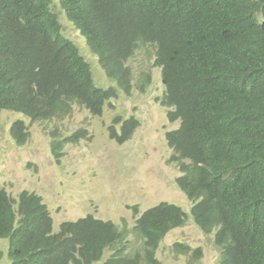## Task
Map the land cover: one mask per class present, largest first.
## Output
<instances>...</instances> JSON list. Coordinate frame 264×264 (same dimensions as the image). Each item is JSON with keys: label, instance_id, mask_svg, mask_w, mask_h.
Here are the masks:
<instances>
[{"label": "trees", "instance_id": "16d2710c", "mask_svg": "<svg viewBox=\"0 0 264 264\" xmlns=\"http://www.w3.org/2000/svg\"><path fill=\"white\" fill-rule=\"evenodd\" d=\"M71 22L97 57L107 88L63 32ZM154 48L165 87L167 116L179 125L166 132L170 160L182 173L177 187L192 202H160L130 230L87 214L54 230L47 205L35 192L11 197L0 185V258L12 264H162L157 250L166 234L190 217L214 233L218 264H264V0H0V111L51 121L74 104L100 115L111 96L129 93L126 62L142 45ZM150 75L136 83L144 89ZM110 138L129 139L135 116L118 115ZM11 135L29 138L21 119ZM56 160L66 142L86 137L81 128L61 138L52 132ZM54 139V140H53ZM58 140V141H55ZM139 240L133 246L128 239ZM189 253L191 247L175 242ZM201 248L194 250L197 259Z\"/></svg>", "mask_w": 264, "mask_h": 264}, {"label": "rangeland", "instance_id": "374dc122", "mask_svg": "<svg viewBox=\"0 0 264 264\" xmlns=\"http://www.w3.org/2000/svg\"><path fill=\"white\" fill-rule=\"evenodd\" d=\"M61 23L65 36L75 41L89 61L96 85H113L84 36L63 15ZM154 59L152 45H142L126 62L132 70L130 92L118 91L117 96H111L100 115L77 104L70 115L51 121H35L20 112L1 110L0 185L11 197L24 190L39 194L53 217L54 230L63 221H74L87 214L130 230L141 213L160 202L176 204L190 216L192 202L177 187L175 180L182 173L170 160L173 149L165 137L179 122L168 119L169 108L160 102L165 87ZM142 72L150 75V83L144 89L136 84ZM118 115H133L139 120L124 142L109 136L111 125L116 130L120 128L114 121ZM19 119L30 134L22 145L10 132L11 124ZM81 128L87 130V136L66 142L58 160L52 157V132L57 129L61 137H67ZM128 239L133 246L139 242L133 234ZM213 240L214 233H204L190 217L184 225L166 234L156 256L162 264H218L219 251ZM175 242L188 244L192 251H176ZM0 247L6 248L2 240ZM198 247L201 254L193 259ZM0 264H11L7 255L0 259Z\"/></svg>", "mask_w": 264, "mask_h": 264}, {"label": "clouds", "instance_id": "9594fccd", "mask_svg": "<svg viewBox=\"0 0 264 264\" xmlns=\"http://www.w3.org/2000/svg\"><path fill=\"white\" fill-rule=\"evenodd\" d=\"M75 42V41H74ZM77 45V44H76ZM78 46V45H77ZM79 48V47H78ZM80 50V49H79ZM92 52V51H91ZM82 54V53H81ZM83 55V54H82ZM85 58V57H84ZM97 58V57H96ZM85 60H87L86 58H85ZM88 61V60H87ZM78 105V104H77ZM74 106V105H73ZM84 107V106H83ZM85 108V107H84ZM15 112V111H14ZM70 115V114H69ZM68 116V115H67ZM65 137V136H64ZM61 138H63V137H61ZM54 140V139H53ZM55 141H58V140H56L55 139ZM61 152V151H60ZM51 155H52V157H54L53 156V154H52V152H51ZM60 155V154H59ZM58 155V156H59ZM55 158V157H54ZM149 209V208H148ZM146 211V210H145ZM142 214V213H141ZM58 230V229H57ZM57 230H55V231H57ZM3 243H4V241H3ZM5 247L7 248V244H5ZM6 248H1L3 251H5V253H6ZM7 254H5L4 256H6ZM8 257V256H7ZM1 259V258H0ZM9 261H10V259H9ZM10 263H11V261H10ZM12 264V263H11Z\"/></svg>", "mask_w": 264, "mask_h": 264}]
</instances>
